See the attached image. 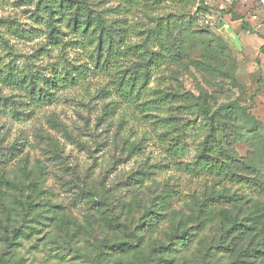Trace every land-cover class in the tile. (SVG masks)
Here are the masks:
<instances>
[{
  "label": "rangeland",
  "instance_id": "1",
  "mask_svg": "<svg viewBox=\"0 0 264 264\" xmlns=\"http://www.w3.org/2000/svg\"><path fill=\"white\" fill-rule=\"evenodd\" d=\"M42 1L0 0V34L12 47L0 46V66L10 61L27 65V74L40 78L51 77L64 64L94 69L92 49L64 25H59L62 45L49 37ZM75 1L86 2L109 24L121 19L135 27L126 43L141 41L142 24L153 27L142 14L124 12L123 0ZM140 1L150 5L151 19L180 12L171 0ZM182 7L192 24L177 36L185 40L191 60L153 69L146 89L207 94L213 106L214 99H239L264 125V5L260 0H205L199 8L197 0ZM197 60L211 68L197 70ZM109 73L90 70L75 86L54 91L56 101L42 106L31 103L22 88L0 81V153L6 154L1 167L18 183L0 207V264H95L101 244L131 240L123 226L127 235L140 236L142 246L133 253L103 255L101 264H138L147 257L158 261L162 251L172 264H264V255L236 260L264 230L234 238L220 217L227 211L249 223L264 211V191L190 174L185 165L193 162L206 133L202 121L184 110L172 111L171 135L165 137L154 117L167 113H141L114 92ZM175 139L185 149L182 156L168 150ZM134 144H141L140 152H131ZM235 149L240 157L249 156L245 144ZM156 212L160 216L154 219ZM18 227L27 234L7 247L6 237ZM183 230L186 247L167 250Z\"/></svg>",
  "mask_w": 264,
  "mask_h": 264
},
{
  "label": "trees",
  "instance_id": "2",
  "mask_svg": "<svg viewBox=\"0 0 264 264\" xmlns=\"http://www.w3.org/2000/svg\"><path fill=\"white\" fill-rule=\"evenodd\" d=\"M171 1L178 6L180 12L151 19L149 15L151 9L148 3H143L140 0H123L124 5L120 6L124 12L134 17L139 16L138 13L142 14V18H148L153 24V27L150 28H146V25L142 24L144 29H139L137 33L141 37V41L131 44L126 43V40L130 31L136 29L133 26L126 27L123 23L124 20L120 19L109 24L101 15H94L86 2L45 0V3H39V6L45 13L43 16L46 17L50 29L49 37L62 45V31L59 25H64L75 35V38L83 40L92 49L90 57L94 69H89L88 65L68 66L64 64L59 71L54 70L51 77L40 78L38 75L27 74V65L20 67L10 61L9 64L0 66V81L22 88L31 103L42 106L54 103L56 101L54 91L75 86L88 77L90 70L111 72L109 76L114 80V92L120 98L136 104L141 113L147 114V116L157 112L167 113L168 117L163 118L158 115L154 117L155 122L159 123V127L164 130L165 137L171 135L167 129L172 124L170 122H173V118L169 116L172 111L184 110L195 116V121H202L206 133L198 146V152L193 162L185 165L188 166L190 174H208L222 182L234 184L249 183L264 191V125L250 113L246 105H243L239 99L226 103H219L214 99L217 105L213 106L207 94L197 96L191 92L179 93L171 89H146L153 69L167 63L178 64L183 58L188 59L185 40L177 35L184 31L187 24H192V20L182 13V6L196 3L197 0ZM41 2L43 1L41 0ZM198 3L199 8L205 6V0H198ZM86 9L88 10L86 11ZM246 27L243 24L242 29ZM15 30L19 31L17 28ZM250 31L253 30L250 29ZM63 34L65 33L63 32ZM0 46L12 48L9 41L1 34ZM261 52L264 53V45L261 47ZM130 59L134 61L127 65L126 60ZM194 65L197 70L211 68L210 63L205 60L194 61ZM175 141L176 145L171 146L168 150L172 156H182L185 149L179 146L181 144L179 140L175 139ZM238 144H245L249 148L250 152L247 158L238 155L235 149ZM141 148V144H134L131 152H140ZM2 159H6V154L3 152L0 153V207L4 209L3 205L9 190L17 189L18 183L7 178L5 169L1 167L4 164ZM162 204H166V202L164 201ZM204 206H207V201ZM200 212L202 215L206 214L205 209H201ZM153 215L156 219L160 213L156 212ZM220 217L228 223L227 234L234 235V238L242 239L246 238L242 236H254L264 230V211L254 214L249 223H243L242 220L235 218L227 211L220 213ZM0 225L4 227L1 219ZM123 230L131 240H121L110 246L108 243L101 244L95 264H101L100 257L103 255L133 253L142 246L139 235L136 233L127 235L125 226H123ZM6 232H8L7 229ZM26 234L27 230L23 227L14 229L12 234L6 237L7 247L17 245L18 239ZM187 234L186 230L177 231L174 235L176 244L165 248L177 252L185 248L188 240ZM104 248H108L112 253L104 252ZM165 254L166 252L162 251L158 261L147 257L138 264H172ZM216 255V252L209 254L210 257ZM261 255H264V236L256 243H249L245 249L239 252L236 260L257 259ZM1 262L7 264L3 260Z\"/></svg>",
  "mask_w": 264,
  "mask_h": 264
},
{
  "label": "built area",
  "instance_id": "3",
  "mask_svg": "<svg viewBox=\"0 0 264 264\" xmlns=\"http://www.w3.org/2000/svg\"><path fill=\"white\" fill-rule=\"evenodd\" d=\"M228 1H231V0H228ZM261 4L264 5V0H262ZM209 18H210V17H208V19H209ZM256 19H257V16H253V20H256ZM209 20H210V19H209ZM206 23L209 24V21H206ZM224 28H225L226 30H228V29H230V26H229L228 24H226V25L224 26Z\"/></svg>",
  "mask_w": 264,
  "mask_h": 264
},
{
  "label": "crops",
  "instance_id": "4",
  "mask_svg": "<svg viewBox=\"0 0 264 264\" xmlns=\"http://www.w3.org/2000/svg\"><path fill=\"white\" fill-rule=\"evenodd\" d=\"M262 2V0H260V3ZM237 34V33H236ZM237 36H239L238 34H237ZM261 41H263V39H261Z\"/></svg>",
  "mask_w": 264,
  "mask_h": 264
}]
</instances>
